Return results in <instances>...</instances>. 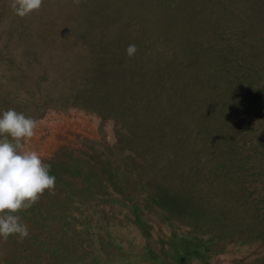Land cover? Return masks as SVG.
<instances>
[{
  "label": "rangeland",
  "instance_id": "374dc122",
  "mask_svg": "<svg viewBox=\"0 0 264 264\" xmlns=\"http://www.w3.org/2000/svg\"><path fill=\"white\" fill-rule=\"evenodd\" d=\"M11 3L0 110L56 181L0 264H264V0Z\"/></svg>",
  "mask_w": 264,
  "mask_h": 264
},
{
  "label": "clouds",
  "instance_id": "9594fccd",
  "mask_svg": "<svg viewBox=\"0 0 264 264\" xmlns=\"http://www.w3.org/2000/svg\"><path fill=\"white\" fill-rule=\"evenodd\" d=\"M43 0H12L14 14L24 17L40 9ZM135 44L126 53L132 56ZM37 122L15 109L0 110V239L29 235L19 213L34 205L44 192L53 190L56 177L51 164L38 150L23 145L35 135Z\"/></svg>",
  "mask_w": 264,
  "mask_h": 264
},
{
  "label": "bare ground",
  "instance_id": "6f19581e",
  "mask_svg": "<svg viewBox=\"0 0 264 264\" xmlns=\"http://www.w3.org/2000/svg\"><path fill=\"white\" fill-rule=\"evenodd\" d=\"M36 139V138H35ZM36 141V140H35Z\"/></svg>",
  "mask_w": 264,
  "mask_h": 264
}]
</instances>
